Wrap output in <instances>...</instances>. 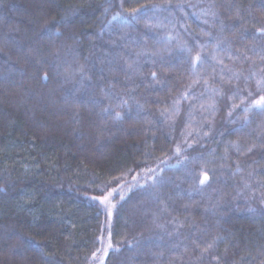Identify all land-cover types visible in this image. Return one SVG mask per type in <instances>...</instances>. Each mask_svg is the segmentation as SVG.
<instances>
[{
	"label": "trees",
	"instance_id": "obj_1",
	"mask_svg": "<svg viewBox=\"0 0 264 264\" xmlns=\"http://www.w3.org/2000/svg\"><path fill=\"white\" fill-rule=\"evenodd\" d=\"M260 29L264 0H0V264H264Z\"/></svg>",
	"mask_w": 264,
	"mask_h": 264
},
{
	"label": "snow or ice",
	"instance_id": "obj_2",
	"mask_svg": "<svg viewBox=\"0 0 264 264\" xmlns=\"http://www.w3.org/2000/svg\"><path fill=\"white\" fill-rule=\"evenodd\" d=\"M132 13V19H136V13L139 11L138 9H131L130 10ZM113 19H115V17H113ZM259 36L262 40H264V29H260L259 30ZM256 35L257 34H253V39H256ZM217 47H219V45H217ZM187 51L189 53H191V49H187ZM252 51L256 52L257 55L260 56L261 60H264V55H262L261 53H264V47H261L259 50L253 48ZM241 55H243V59L248 61L251 60L252 58L250 56H248L246 53H242ZM213 60L216 61L217 65L222 66L220 69V73H219V79L221 81V83H231L232 79L235 78L237 79V81L240 78V74L233 72L231 69H228V73H230V75H225V68H227L226 65H224V61L222 59H217L216 56L212 57ZM228 59L231 60L233 59V57L231 55L228 56ZM237 59H239V57H237ZM190 64L192 66L193 72H196V68L197 65H203L205 63V60L202 59L201 55L199 54V52H197V54L195 56H191L190 57ZM129 67H131V65H129ZM81 72H83V68L80 69ZM213 71L215 72V69H213ZM260 71L262 73H264V68H261ZM252 76H257V74L255 72H253L251 74ZM151 78L154 82L156 83H160L159 79L157 78V73L155 71H153L151 73ZM42 79L47 80L48 79V75L45 72ZM247 77L245 78L246 82H247ZM199 80H195L193 81L194 84L199 83ZM203 84L206 86L207 91L209 93V100L211 101L210 103L207 104V106H205V104L201 103L200 108L202 111H206L209 112V114H214L216 111V101H215V97L217 96H223L224 92L221 88H214L211 87L209 85V82L207 79L203 80ZM189 89H191V86H189ZM195 94H193L194 96ZM247 96L249 97L247 103H245L244 99L241 98V103H244L245 106L241 109V111L245 114V123H248V113L250 112H260V113H264V76H257L256 79V83H255V92L253 91H248L247 92ZM189 98V92L186 91L183 96L182 99H188ZM230 99H234V98H238V93H233L231 97H229ZM122 103L126 104L127 101H123ZM176 104L179 103V100H177L175 102ZM237 107V105L232 104L231 105V109L228 112V115L231 116L232 115V110L235 109ZM104 112H109L110 108H104L103 109ZM163 114V113H162ZM114 119L116 120H120L122 119L121 113L120 112H114ZM188 135H191V133H188ZM186 142V141H185ZM190 147V145H188ZM230 147H235L237 152H241V148L239 145H229ZM255 145H252L250 147H248L245 150V153H251L254 149ZM181 153V146L178 144L175 147V152L174 154L179 155ZM237 170L239 171V166H237ZM149 172L154 173V175H152L150 177V179L153 182V185L156 184V170L155 169H148ZM160 171L162 172L163 169H160ZM206 180H208V176L205 173L203 176V179H201L199 182L201 184H203ZM117 193V189L113 188L111 191H107L106 194H103V190H102V194L100 196H96V197H92V199L94 200H98L101 204L104 205L105 209L107 210L108 216L111 217L112 216V209H114L116 207L115 204L112 203V197L114 194ZM124 196L123 194H120V200H123ZM249 211H254L253 209H249ZM109 229H110V224H109ZM108 244L107 247L104 249V257H106L108 255V250L109 249H113V245L111 243V231L109 230L108 232ZM218 238H214L212 241L208 242L206 244V246H204L203 248H201V259L203 258V255L205 253H209L211 249L214 248L215 244H216V240ZM101 240H103V237H101ZM193 243H195V241H193ZM199 247V245H198ZM118 250V249H117ZM93 259H96V254L93 253ZM214 260H219V257L217 256H213ZM100 264H104L103 259L101 258L100 260Z\"/></svg>",
	"mask_w": 264,
	"mask_h": 264
},
{
	"label": "rangeland",
	"instance_id": "obj_3",
	"mask_svg": "<svg viewBox=\"0 0 264 264\" xmlns=\"http://www.w3.org/2000/svg\"><path fill=\"white\" fill-rule=\"evenodd\" d=\"M108 244V241H107V243H106V245Z\"/></svg>",
	"mask_w": 264,
	"mask_h": 264
}]
</instances>
